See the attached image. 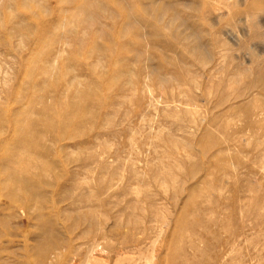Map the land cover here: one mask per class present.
<instances>
[{
    "label": "rangeland",
    "instance_id": "rangeland-1",
    "mask_svg": "<svg viewBox=\"0 0 264 264\" xmlns=\"http://www.w3.org/2000/svg\"><path fill=\"white\" fill-rule=\"evenodd\" d=\"M261 76L264 0H0V264H264Z\"/></svg>",
    "mask_w": 264,
    "mask_h": 264
},
{
    "label": "bare ground",
    "instance_id": "bare-ground-1",
    "mask_svg": "<svg viewBox=\"0 0 264 264\" xmlns=\"http://www.w3.org/2000/svg\"><path fill=\"white\" fill-rule=\"evenodd\" d=\"M263 78H264V76L263 77L261 76L260 79L263 81ZM35 123H37V122L36 121L35 122L32 121V124H35ZM65 125H66V123H65ZM22 134H23V138H20V140L17 141L18 147L15 150L12 151V156L14 158H16V160H18L19 157L21 158V156H20L21 155L20 154L21 151L24 153L25 151H23V150H25V149H28L29 150V149H31L30 147H33V146L35 147V145H33V140H27L28 139V137H27L28 132H23ZM36 140L38 141V138H36ZM35 144H36V141H35ZM21 149H23V150H21Z\"/></svg>",
    "mask_w": 264,
    "mask_h": 264
}]
</instances>
